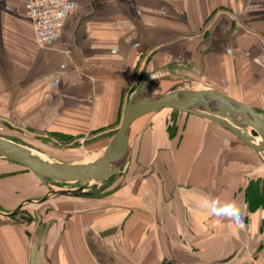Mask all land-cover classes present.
Here are the masks:
<instances>
[{"label":"crops","instance_id":"crops-1","mask_svg":"<svg viewBox=\"0 0 264 264\" xmlns=\"http://www.w3.org/2000/svg\"><path fill=\"white\" fill-rule=\"evenodd\" d=\"M70 1L62 35L40 46L30 0H0V135L30 148L29 136L79 139L115 128L140 86L169 75L264 118V67L255 63L264 54V0H251L257 7L247 13L249 0ZM153 115L138 128L137 148L144 157L156 146L168 152L161 174L136 176L128 198L93 208L96 217L81 198L59 197L71 207L66 218L55 195L47 221L0 222V264H264V165L206 120ZM204 196L238 205V237L199 207Z\"/></svg>","mask_w":264,"mask_h":264},{"label":"water","instance_id":"water-1","mask_svg":"<svg viewBox=\"0 0 264 264\" xmlns=\"http://www.w3.org/2000/svg\"><path fill=\"white\" fill-rule=\"evenodd\" d=\"M162 80H149L130 97L121 121L102 155L93 163L68 164L47 160L32 149L0 135V159L25 168L41 184L56 189L66 184H79L76 190H51L39 204L50 196L88 197L90 184L109 185L113 183L129 158L132 136L145 117L161 111H173L206 120L244 143L264 165V118L248 105L220 92L197 85L187 80L155 93ZM26 203H34L27 201ZM24 204L6 217L16 216Z\"/></svg>","mask_w":264,"mask_h":264},{"label":"rangeland","instance_id":"rangeland-1","mask_svg":"<svg viewBox=\"0 0 264 264\" xmlns=\"http://www.w3.org/2000/svg\"><path fill=\"white\" fill-rule=\"evenodd\" d=\"M159 80H162V82L157 84L155 93L176 84L179 80L187 79L178 78L175 75H169L162 79L160 78ZM163 112H167V110ZM153 116L154 115L151 114L145 117L141 122L142 125H139L138 128L143 126L145 120H150L153 118ZM161 116H167V126L170 127V124L173 120L171 118H169V120L168 116L172 115L166 114ZM121 121L122 118L115 128L113 127L101 132H95L79 139H70L60 136H29L30 142H32V144L30 143L26 145H30V149H32L37 155L54 162L68 164L93 163L102 155L113 136L119 130ZM140 132V129H136L132 136L128 161L117 179L113 183L104 186L99 184H90L87 188V192L94 193V195L88 197H79L81 198L79 199L80 202L82 200L83 203L89 205V208L92 209L90 214L94 215L95 217L98 216L99 212L93 210V208L112 207L116 205V203L117 205H121L118 198H122L124 196H127L128 198L127 194L129 193V190H133L138 187V185L135 183L136 176L149 177L152 172H158L161 174V172L164 171L162 163L164 164L163 160L168 159V152L164 149H158L156 146L154 151L150 153L149 156L144 157L142 155H138L137 143L139 141L138 137ZM13 137L16 138L15 135H13ZM135 151L137 153H135ZM33 177L34 176H32V174L24 168L12 162L0 159V214H12L21 204H24L27 201L35 202V204H24L20 212L14 217H8L9 219H4L2 216H0V222H7L9 220L8 222L10 224H15L17 222L20 224H31L34 222L33 218H35V221L39 222L43 220L47 221L48 219L46 218L45 213L48 211L47 208H49L50 205L48 204V201L44 204H39V202L42 201L51 190H76L83 186L79 184H66L58 186L56 189H49ZM57 196V200L55 199L53 202H59L57 205H59L60 208L62 207L63 212H68L66 214L67 218L71 207L66 203H63V201H59L60 199L58 198H63V196ZM54 197L55 196H50L51 199ZM114 197L115 201L113 200ZM79 200H76L75 202ZM59 221H65V217L60 218Z\"/></svg>","mask_w":264,"mask_h":264},{"label":"built area","instance_id":"built-area-1","mask_svg":"<svg viewBox=\"0 0 264 264\" xmlns=\"http://www.w3.org/2000/svg\"><path fill=\"white\" fill-rule=\"evenodd\" d=\"M75 12L70 0H30L28 18L36 42L45 46L60 38L66 20Z\"/></svg>","mask_w":264,"mask_h":264},{"label":"clouds","instance_id":"clouds-1","mask_svg":"<svg viewBox=\"0 0 264 264\" xmlns=\"http://www.w3.org/2000/svg\"><path fill=\"white\" fill-rule=\"evenodd\" d=\"M256 5L251 3L245 7L244 12L256 10ZM255 63L264 67V54L255 58ZM199 207L206 210L208 214L224 218L228 221L227 227L233 236L239 235V232L245 229V223L241 215L240 208L234 201L221 200L219 197L204 196L199 202Z\"/></svg>","mask_w":264,"mask_h":264},{"label":"trees","instance_id":"trees-1","mask_svg":"<svg viewBox=\"0 0 264 264\" xmlns=\"http://www.w3.org/2000/svg\"><path fill=\"white\" fill-rule=\"evenodd\" d=\"M21 167V166H20ZM23 168V167H22ZM25 169V168H24ZM26 170V169H25Z\"/></svg>","mask_w":264,"mask_h":264},{"label":"bare ground","instance_id":"bare-ground-1","mask_svg":"<svg viewBox=\"0 0 264 264\" xmlns=\"http://www.w3.org/2000/svg\"><path fill=\"white\" fill-rule=\"evenodd\" d=\"M164 86V85H163ZM162 91V90H161Z\"/></svg>","mask_w":264,"mask_h":264}]
</instances>
